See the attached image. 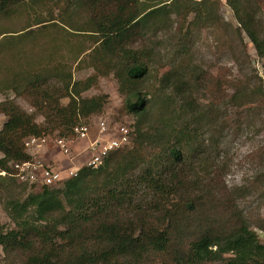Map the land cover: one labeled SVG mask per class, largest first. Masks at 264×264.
<instances>
[{
	"label": "trees",
	"instance_id": "16d2710c",
	"mask_svg": "<svg viewBox=\"0 0 264 264\" xmlns=\"http://www.w3.org/2000/svg\"><path fill=\"white\" fill-rule=\"evenodd\" d=\"M225 3L236 22L226 25L241 55H248L244 32L264 57L257 14L264 0ZM218 5L219 0H0V17H25L18 30L0 29V68L6 72L0 92L12 91L33 109L25 111L8 96L0 100L6 118L0 129L3 184L16 182L12 162L32 158L25 137L48 129L67 136L80 118L102 111L107 94L83 96L98 87L100 77L113 75L123 95L121 111L134 118L129 150L109 152L96 168L79 164L61 186L7 199L4 209L13 226L0 224L5 259L15 256L20 264H264V242L244 215L238 193L222 177L226 160L220 137L229 103L242 107L264 97L261 78L251 88L232 69L213 78L191 61L192 27L219 24ZM32 33H51L50 47L63 49L65 57L28 55L24 45ZM170 34L171 53L163 57L171 66L153 73L152 61L161 56L156 43L164 36L170 41ZM2 57L7 63L1 64ZM232 61L239 64L237 57ZM73 65L93 72L77 79ZM149 79L154 83L146 86ZM200 93L208 98L201 100ZM256 227L264 230V220Z\"/></svg>",
	"mask_w": 264,
	"mask_h": 264
},
{
	"label": "rangeland",
	"instance_id": "374dc122",
	"mask_svg": "<svg viewBox=\"0 0 264 264\" xmlns=\"http://www.w3.org/2000/svg\"><path fill=\"white\" fill-rule=\"evenodd\" d=\"M257 14L261 17V24L264 29V7L263 12L259 11ZM215 15L218 18L219 24L217 23V25L211 27L209 26L210 23L201 22L192 27L190 38L193 43L191 44V41H189L191 61L209 77L213 78L223 76L224 72L227 75L229 70L232 69L235 77L248 82L251 88L258 84L257 77H259L261 78L262 90L264 92V57L257 54L253 44L245 36L244 32L241 33L248 55L247 57L241 55L239 47L235 46L234 31L226 25V23L234 25L236 22L225 0H219ZM191 17L192 15H189V18ZM0 18V29L11 28L18 30L25 21L24 16ZM50 35L51 33H32L29 41L24 45L27 54L32 56L40 55L41 59H47L51 55L54 59L60 58L63 54L65 57L66 51L61 48L54 51L50 47ZM168 37L171 39V34ZM165 38L166 36L164 38L161 37V40L158 39L160 42L156 43L157 53L161 56H157L152 61V67L155 69L153 73L161 74L171 66L169 59L163 56L168 52L171 53L168 49L171 48L174 41H172L173 38L170 41ZM70 39H74V37ZM235 57L239 58V64L233 63L232 60ZM7 60L2 57L1 64L7 63ZM72 72L73 76L79 79L92 74L93 70L86 67L76 70L73 65ZM5 74V70L0 68V86ZM98 81V87L89 89L83 93V96H91L98 93L107 94L108 98L104 108L100 113L92 114L88 119L80 118L79 122L75 124H89L91 127L89 138L76 139L72 133H68L69 135L66 137L71 140L70 149L69 152L63 153L55 141L49 139V137L58 134V130L50 132L48 129L46 144L27 148L32 158L40 159L43 163L53 166L60 171L69 170V168L79 167V164H84V160L89 155L87 149L89 141L95 136L100 137L97 129L99 120L107 123L108 135H111L114 132V128L120 125L126 126L130 131V124L134 122V118L121 111L123 95L118 92L116 79L112 74H109L108 76L100 77ZM153 83L154 79H151L146 86H150ZM6 96L13 98L19 107L25 111H33L32 107L25 100L15 96L12 91L0 92V100H3ZM199 96L201 100L208 98L201 95V93ZM62 103L66 108L70 107L67 99H63ZM226 111L227 118L224 120L225 129L221 132L220 136L223 152L221 155L226 160L222 177L227 187L231 188L230 191L235 194L236 192L238 193V203L244 215L251 223V226L254 227L259 240L264 242V230L256 227L257 223L264 220V97L253 104L249 103L242 107H235L229 103ZM5 119V116L0 113V129ZM36 121L43 123L40 115L36 116ZM131 145L130 140L123 149L129 150ZM40 189L41 187L36 185L18 182L17 180L15 183L4 182V184L0 180V224H3L5 228L13 226L4 209V203L7 199H23L28 194L38 192ZM0 264H20V261L15 256H10L8 260L5 259L0 246ZM152 264H166V262L154 261Z\"/></svg>",
	"mask_w": 264,
	"mask_h": 264
},
{
	"label": "built area",
	"instance_id": "2783aa9c",
	"mask_svg": "<svg viewBox=\"0 0 264 264\" xmlns=\"http://www.w3.org/2000/svg\"><path fill=\"white\" fill-rule=\"evenodd\" d=\"M98 135L100 137H94L89 141L88 145V157L84 160V165L91 168L98 167L103 158L111 151L123 148L131 140L129 129L120 125L114 128V132L111 135L107 133V123L103 120H99L97 123ZM91 127L89 124H78L71 128V133L76 139H88ZM107 134V136H105ZM114 134V135H113ZM55 141L58 148L67 153L70 149L71 140L66 136L53 135L49 137ZM48 135L43 134L40 136H27L24 140V146L26 148L38 147L46 144ZM12 173L11 175L18 182H25L33 184L38 187L48 186H60L67 178L76 175L78 167L69 168V170L60 171L59 169L43 163L40 159L31 158L24 161H14L11 163ZM0 175H6L5 171H0Z\"/></svg>",
	"mask_w": 264,
	"mask_h": 264
}]
</instances>
